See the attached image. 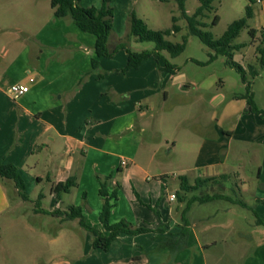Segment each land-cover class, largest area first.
Here are the masks:
<instances>
[{"label": "crops", "instance_id": "1", "mask_svg": "<svg viewBox=\"0 0 264 264\" xmlns=\"http://www.w3.org/2000/svg\"><path fill=\"white\" fill-rule=\"evenodd\" d=\"M190 1H186L185 9L188 15H193L200 0L193 10L189 9ZM166 4L179 8L177 0H111L115 16L110 50L126 37L132 13L150 28V22L154 19L156 24L159 18L150 16L148 7ZM81 5L101 7L102 0H82ZM251 9L254 17L255 11ZM174 12L167 13L166 23L174 18L179 21ZM54 14L45 19V25L36 35V51L26 47L10 66L0 65V163L18 168L28 196V200H24L13 181L0 177V215L8 214L6 221L16 229L36 231V227L25 220L28 212H25L23 201L35 202L37 207L33 214L50 217L53 223L59 222L60 227L68 221L49 213L81 206L83 215L87 216L86 223L108 234L100 221L89 220L86 206L93 208L92 214L99 217L104 203L98 177L111 176L110 193L120 185L127 192L126 198L119 196L115 202L111 223L127 221L151 232L141 236L122 234L108 252L93 248V258L86 264H209L206 256L193 259L186 256L191 241L185 251L174 255L172 242L181 238L185 225L183 211L195 196L190 193L181 200L178 196L180 186L169 192L166 174L151 172L156 163L165 165L158 159L161 143L155 144L153 138L161 140L164 122L170 119L173 122L169 114L161 112L170 100L169 88L178 84L181 97L191 90L184 82L186 77L182 69L179 67L180 71L172 75L156 67L150 58L137 69L124 73L128 64V54L124 50L113 58L98 59L99 66L94 69L96 37L82 32L70 19H58ZM11 54L4 49L0 60L9 59ZM13 85L27 86L29 92L15 97L9 91ZM237 99L226 105L221 118L239 113L258 117L250 112L245 97ZM211 103L214 108L220 107L224 98L213 97ZM239 103L241 108L236 107ZM163 139L173 153L179 142L172 141L171 145L168 137ZM198 151V160L207 161L206 151L200 147ZM224 164L215 156L213 162L199 170L195 181L227 176L219 170L225 168ZM71 177L77 178L78 187L58 197L55 188ZM171 194H176L177 199L172 201ZM73 195L76 202H67ZM12 202L16 203L15 207ZM195 204L199 203L189 206L186 216L189 226L191 208ZM3 227L0 224V234ZM57 242V238L52 240L54 246ZM158 247L161 255H146ZM102 251L106 254L103 258ZM56 262L53 263L61 264ZM239 263L264 264V246L256 255Z\"/></svg>", "mask_w": 264, "mask_h": 264}, {"label": "rangeland", "instance_id": "2", "mask_svg": "<svg viewBox=\"0 0 264 264\" xmlns=\"http://www.w3.org/2000/svg\"><path fill=\"white\" fill-rule=\"evenodd\" d=\"M197 4V0H191L189 9L193 10ZM248 6L253 8L255 16L234 41V45L246 46L235 51L233 57V61L248 72L250 68L257 72L254 77L248 74L247 84L243 82L240 72L228 65L227 57L219 55L211 60L215 52L191 33L186 17L178 7L168 4L148 7L150 16L159 18L156 24L154 19L150 22V29L170 30L171 33L166 36L167 41L175 45L185 43V50L180 56L173 58L167 51L161 52V55L182 69L186 77L184 82L191 88L184 97L178 91V84L169 88L170 100L161 112L169 114L168 117H172L173 122L171 119L164 122L161 140L152 137L155 144L161 143L158 159L165 165L158 166L156 163L157 166L151 172L166 174L170 183L169 192H173L180 186L181 175L187 177L192 186L195 185L199 170L213 162L216 156L225 162V168L219 169L220 172L227 173L225 181L222 180L225 187L209 184L207 188L192 195L200 197L222 193L246 205L243 207L217 200L192 206L188 229L191 247L186 256L190 259L206 256L209 264H214L215 260L219 261L218 264H241L239 261L256 255V251L264 246V225L258 222L260 219L264 221V116L239 113L224 119L220 117L228 103L248 96L264 112V64L259 51L262 47L261 32L264 29V0L261 3L256 0L216 1L214 9L202 18V22L206 24L202 30L210 32L214 39H220L233 22L246 17ZM174 10L179 18L176 23L181 29L179 32L173 31V20L169 23L165 21L167 13ZM53 14L51 0H0V57L4 49L12 53L9 59L0 60V65L10 66L13 59L22 54L26 47L36 51V35L45 25V19ZM216 16L220 20L214 25ZM251 29L258 31L255 37L251 36ZM129 49L134 53L154 51L155 44L132 40ZM152 61L156 67L164 65L156 58ZM218 96L224 98V103L214 108L211 99ZM241 105L239 103L236 107L241 108ZM167 137L171 140V145L172 141L179 142L173 153L169 152L171 146L163 139ZM199 147L206 151L207 161L198 160ZM125 194L127 192L122 185L118 186V198H126ZM67 202L74 204L75 196L67 198ZM94 202L92 200L93 206ZM23 203L25 212H28L25 220L35 226L36 231L16 229L6 221L8 214L0 215V224L4 226L0 234V264H55L54 260L61 264L90 262L95 252L93 236L78 224L79 221H68L60 227L59 222L53 223L50 217H36L33 214L37 207L35 202ZM15 206L16 203L12 202V207ZM86 208L90 212L89 220L100 223V215L97 218L92 214L93 208L88 205ZM15 218L13 219L16 220ZM21 221L17 222L22 223ZM55 238L59 241L56 246L52 243ZM215 241L218 242L217 245ZM207 244L210 247H200ZM155 253L162 254L159 247L146 255L154 256ZM100 255L103 258L106 254L102 251Z\"/></svg>", "mask_w": 264, "mask_h": 264}, {"label": "trees", "instance_id": "3", "mask_svg": "<svg viewBox=\"0 0 264 264\" xmlns=\"http://www.w3.org/2000/svg\"><path fill=\"white\" fill-rule=\"evenodd\" d=\"M82 0H51V7L54 9V15L58 19H70L82 32L92 34L96 37L95 51L97 59L92 61L93 67L98 68L100 58H113L116 53L120 51H126L128 54V64L123 70V72H128L134 69H137L144 61L150 58H156L159 63L164 65L160 66L162 71L169 72L172 75H176L180 68L174 66L169 61L164 59L161 55V52L167 51L173 58L180 56L185 50V43L182 45H175L166 40L171 31L170 30H152L148 27L146 22L140 19L135 13H132L128 20V33L126 37L120 41L117 46L110 50L109 42L113 34L114 27V16L115 11L111 6V0H102L101 7H91L85 8L81 5ZM187 0H177L179 9L183 12L186 17L191 33L201 39V41L208 46L211 50L215 52V55H212L211 60H214L217 56H225L229 59L228 65L232 68L237 69L242 75L243 82L248 83V74H251L253 77L257 75V72L250 68L249 72L242 66L238 65L233 61L234 52L239 51L244 48L246 45L238 44L234 45V41L240 36L242 31L248 27L249 20L253 17V12L251 7H247L246 17L233 22L224 33L220 39H214L213 35L210 32L203 31L202 28L206 27V24L202 22V18L206 16L207 12H210L214 9V3L219 0H200V6L196 12L189 16L186 14L185 3ZM220 18L216 16L213 24H218ZM174 32H179L181 29L176 25L178 19L174 18ZM258 31L255 29L250 30L252 37H255V34ZM262 35V47L259 48L261 53V62L264 64V29L261 32ZM138 41L141 43H154V51H144L141 53H134L129 49V43L132 41ZM249 86V85H248ZM248 100L250 107V112L256 114L260 117L264 116L262 112L253 102L251 96L245 97ZM18 168L13 165H4L0 163V177L4 179L11 180L18 187L19 194L24 200H28L26 195V186L23 182L21 175L18 173ZM227 176H222L220 178H207L197 180L195 185H190L187 177L181 176L180 179V191L178 196L183 200L186 194L194 193L199 191L203 186L206 185H220L225 187L224 182ZM112 177L108 176L105 178L98 177L100 183V196L103 199V209L100 214L101 224L104 225L108 234L101 232L100 230L89 226L86 223V218L83 215V207H70L68 211L61 212L55 211L49 213L52 216L57 218H62L64 221H72L79 219L81 227L86 231L90 232L93 235V248L103 250L108 252L112 244L119 238L122 234L127 235H140L151 232L148 228H136L127 221H121L117 224L110 222V217L112 215V210L116 205L118 200L117 188L114 189L112 193L109 191V182ZM223 180V181H222ZM77 178L71 177L64 183H59L55 188V193L60 197L62 193H69L71 190L77 186ZM183 193V195H182ZM225 200L232 202L234 204H239L243 207L246 205L243 202L235 201L230 196H225L222 193H217L213 195H203L195 196L190 199L187 203L186 208L183 211V221L185 225L181 230V238L177 241L172 242L174 244L173 251L174 253L181 252L186 249L188 246V229L189 224H187V213L189 211V206L194 203L206 204L209 202ZM264 204V200L262 201ZM156 215L160 217V214L155 211ZM259 224L264 225L263 220L258 221Z\"/></svg>", "mask_w": 264, "mask_h": 264}, {"label": "built area", "instance_id": "4", "mask_svg": "<svg viewBox=\"0 0 264 264\" xmlns=\"http://www.w3.org/2000/svg\"><path fill=\"white\" fill-rule=\"evenodd\" d=\"M257 3H261V0H256ZM9 91L12 95H14L15 97H20L21 95H24L26 93L29 92V87L24 86V85H13L9 88ZM123 165H126V163L124 162ZM170 199L172 201L177 199V195L176 194H171L170 195Z\"/></svg>", "mask_w": 264, "mask_h": 264}]
</instances>
